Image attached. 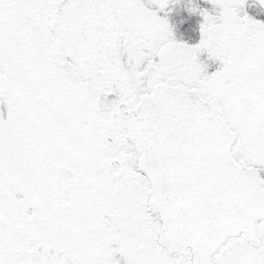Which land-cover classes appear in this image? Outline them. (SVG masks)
<instances>
[{
    "label": "snow or ice",
    "instance_id": "snow-or-ice-1",
    "mask_svg": "<svg viewBox=\"0 0 264 264\" xmlns=\"http://www.w3.org/2000/svg\"><path fill=\"white\" fill-rule=\"evenodd\" d=\"M0 264H264V0H0Z\"/></svg>",
    "mask_w": 264,
    "mask_h": 264
}]
</instances>
